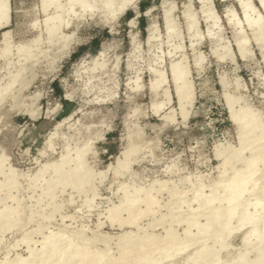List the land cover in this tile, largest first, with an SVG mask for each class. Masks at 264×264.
<instances>
[{"label":"rangeland","instance_id":"1","mask_svg":"<svg viewBox=\"0 0 264 264\" xmlns=\"http://www.w3.org/2000/svg\"><path fill=\"white\" fill-rule=\"evenodd\" d=\"M61 1L67 7L64 2L67 0H59L60 4ZM102 1L92 0L91 4L96 7L91 10H83L78 6H74L72 9L67 7L62 17L68 22V25L61 28L62 36L51 44L47 41L45 21L48 20V17L53 16L55 9L49 6L44 11L41 0H10L9 2L8 24L0 28V162L4 166V169H2L3 166L1 167L2 175L5 176L0 175V211L4 209L3 203L5 202L4 206L7 205V208L9 206V209L15 214L13 213L14 217L10 222L0 219V264H12L16 259L25 257L28 246L37 252L42 237L49 233L52 236L64 233L65 237L70 234L68 238L72 237V240H74L73 236L77 237L75 239L77 244L83 236L82 244L79 243L81 246L86 245L89 250L93 248L91 245L97 246L94 248L97 251L93 249L95 252L92 250L91 252L107 254L109 251L110 254L107 255L110 257L112 255V258L118 257L116 252L119 249L115 246L120 245H116L118 243L116 241L118 239L121 241L123 232L128 233V230L132 229L130 232H135L132 236L136 235V231H139L136 235L138 236V234L142 235V231L145 234L146 230L148 234L151 226L156 225V228L149 234H156L158 238L161 236L159 239H163L162 235L168 226L166 224L170 220L169 215H167L168 217L165 215L163 223L166 224L158 223L156 220L157 216L159 219V214H166L169 211L168 214H176L177 208L181 207L180 211H183L184 215L185 212L193 211V207L199 204L194 200L195 203H192L191 199L196 192L194 190L200 188L198 187L200 183L204 186L201 198L204 195L209 197L213 193L210 191L217 188L218 192L214 190V193L217 192V195L220 194L219 196L222 197L221 184L224 185L227 178L230 179L233 176L234 167L239 168L241 160H249L250 154L258 150L255 147L264 144V42L260 49V45L253 40L252 29L246 23L241 22L235 26L228 22L225 17V8L233 7L238 18L242 17L240 5L236 0H213L220 16L219 26L216 25V27L208 19L207 23L206 17L200 10L201 3L198 0H189L191 11L196 12L193 14L194 17L196 16L195 19L199 18L197 19L198 24L196 23L199 31L198 37L190 36V32L194 34L196 31L192 32L193 28L188 31L185 26L186 20L183 13L181 15V11L184 9L181 0H173L175 5L173 14L177 24L175 20L174 23L176 30H178L177 28L181 30L177 32L182 42L177 39L176 33L171 36L173 39L165 36L162 0H136L135 4L129 5L123 13L115 18H111L108 12L100 10ZM147 10L149 13H145ZM150 24L157 26L159 41L157 37V40L154 39L150 43L145 41ZM197 28L195 29L197 30ZM209 28H212L210 34ZM3 31L9 32L8 44L11 48L8 47L9 51L7 52L4 49V40L1 39ZM237 32H240L248 40L246 48L249 50L247 49L245 58L239 55L238 48H236L235 36ZM33 39H38V41L33 43ZM179 41L183 45L181 50ZM174 42H177L179 48L173 46L176 45ZM27 48L29 49L27 50ZM25 49L26 51H24ZM227 49L230 50V55ZM168 51L173 54L169 56ZM199 55L203 59L199 66H196L195 60ZM181 59L185 61L183 64L188 67V80H191L192 89H194L192 90L191 106L189 107L190 103L187 101L185 105L188 107L184 105L185 110L188 111L185 119L178 111L180 108L169 74L170 63ZM151 69L160 70L163 75L165 73L164 81L159 83L158 88L155 89L156 92L149 89L150 79L154 77ZM220 77L225 80L224 89L219 81ZM166 88L169 93L168 99L163 94ZM244 107L250 108L251 114L254 113L252 117L257 123L259 122L257 135L260 136V139L255 141L253 147H246L238 157L235 154L237 158L234 155L224 171L225 168L222 167L223 170L221 166L218 167L224 158V152L227 151L226 156L227 153L236 152L240 147L238 129L232 122L231 112L241 115V108ZM127 137H131L135 148L129 157L130 162L122 169L118 167L116 158L127 145ZM230 149L236 150L231 151ZM78 151L83 153L82 159L86 162L83 163L85 170L88 174L91 172V175H88V177L91 176L90 179L88 178V184L83 186L85 192H79V190L77 192L74 185L70 186L73 181H69V184H65V186H55L51 189L52 194L48 196L46 192L44 193L46 190L44 188L46 182L53 177L52 167L55 162L57 163L61 155L66 153L73 158ZM217 152L221 153L220 156ZM262 156L264 158V155ZM261 163L260 160L257 165V173L264 168L263 164L260 165ZM44 165H49L46 170H42ZM73 165L70 164L71 167ZM245 165L246 162L243 166L241 165L240 170H245L243 168ZM219 169L221 172L222 170L224 173L226 172L225 177L221 175L222 177L218 178L220 176ZM240 170L234 173L240 172ZM263 173L264 171L261 175ZM9 174L11 175L9 176ZM6 176L8 181L2 184V181L7 180ZM262 177L257 175L259 178L257 180L264 182V174ZM219 179L224 183L221 182L219 187L217 185L214 188L213 182ZM258 181H256L257 184ZM196 183H199L197 187ZM192 186L196 188L191 191ZM134 187L136 190L140 187L141 189L143 187V190L146 187L154 188L152 191L150 190V194L152 197L156 195V200L153 198L155 202L163 197L162 200H158L159 204L153 205L152 209L155 212L151 211L150 214L148 213L149 215L140 216L142 219L138 217L137 224L135 223L139 224V227L135 226L136 229L138 228L137 230L134 225L128 226L125 223L129 215L127 214L128 210H122V216L119 214L123 218H119L120 223L124 222L123 225L120 226L119 221V224L116 221L112 222L113 225L110 224L111 221H108L107 217L110 216L109 211L113 208L112 206L119 204L118 201L120 202L124 190H128L129 195H132L135 191ZM163 187L166 188V191H168L167 187L168 189L169 187L177 188L178 191L180 189L179 194L182 196L183 193L193 206L188 199L186 201L189 203L183 202L182 198L184 197H181V202L187 207L191 205V210H188L186 205L185 207L183 204L178 205L177 201V203L173 202L172 198L168 197L172 191L176 194L177 189H169L172 191L167 194ZM262 187H264V183L258 187V190L260 188L261 191ZM156 188L162 192L157 194L159 189L156 190ZM211 188L213 190H210ZM153 190H156V194ZM247 194H249L248 200L251 198L252 192L249 191ZM173 195L170 194V197ZM252 196H258L255 200L261 197L259 192ZM89 197L92 198V202L87 204L85 198ZM178 197L176 196L173 200L175 201ZM168 199L173 202L172 204L176 203L175 205L178 206L171 204L170 206L171 202L167 203ZM253 199L248 201L252 202ZM217 202L222 204L218 200L215 204ZM160 204H163V207ZM167 204L169 208H167ZM158 205L160 208L157 207L159 212L156 213L155 209ZM180 205L181 207H179ZM200 206L205 207L202 210ZM206 206L203 204L199 205L200 208L195 207L194 209L201 210L202 215L206 212ZM108 207L111 209L109 210ZM144 207L146 205L142 203L138 209L143 210ZM175 207L176 210L172 209ZM138 209L136 212L141 211ZM239 209L242 210V208ZM252 209V206H248V213H252V211H254L252 214L264 213V207L257 213ZM202 211L205 212L202 213ZM181 212L180 214L183 215ZM155 213L157 215H154ZM240 214L238 213L239 216ZM125 215L126 219H124ZM151 215L154 217L152 218ZM238 215L237 217H239ZM148 218L152 222L153 219H156L155 222L162 224L161 227L164 225L163 230L157 223L152 224ZM199 219L200 217L197 218V220ZM236 219L232 221V228L237 225ZM204 221L205 219L202 217L199 220L200 223ZM145 223L148 226L151 223V226L148 228ZM179 223L181 224V222ZM172 224L171 228L177 231L175 232L177 236L184 237L182 229L185 222L183 227L182 224L179 226L176 222ZM236 227L228 237L224 238L225 241L221 240L228 245H225L226 248L223 246L222 251L217 245L218 241L212 238V240L205 238L206 241L199 240L198 243H195L198 244L197 246L193 244L194 249L198 248L201 242H204L206 246L211 244L212 247L213 244H216L214 248L209 247L212 250L207 249L210 250H208L210 253L215 251L216 247L219 248L221 252L218 253L219 256L216 254V259L220 264H229L233 261L232 258L236 260V255L238 260L239 252L247 253L245 255L249 256L246 259L252 261L256 250L251 248V245H248L250 248L247 247L248 241L242 240L249 226L237 227V229ZM191 231L195 233L194 228ZM75 232L76 234H74ZM78 236H80L79 240H77ZM84 236L90 240L86 241L87 238ZM103 239H108V245L104 243L106 241ZM183 239L181 238L180 242H183ZM209 240L211 241L209 242ZM249 241L251 243L252 239ZM87 242L93 243L89 244L91 247ZM183 243L186 245L187 242ZM182 245H178L179 248ZM190 245L185 246L188 253L180 249L186 254L187 259L191 257L192 259H190L193 260L192 255L196 249L192 253L193 249L189 248ZM106 246H109L107 252L105 251ZM193 246L191 245V247ZM33 249L32 251L35 253ZM249 249H254L255 252L253 250L251 252ZM219 250L216 251L219 252ZM182 251H180L182 254L179 253L181 255H178L179 257L174 254L177 259L173 256L175 260L180 261H176L177 264H184L188 261L191 263L187 259L186 262H182L185 259ZM190 251L192 255L189 254ZM213 253H210V256ZM153 256L157 257L158 254L154 253ZM174 259L172 258V262H170V258L168 263L172 264ZM164 262L167 263V259Z\"/></svg>","mask_w":264,"mask_h":264},{"label":"bare ground","instance_id":"2","mask_svg":"<svg viewBox=\"0 0 264 264\" xmlns=\"http://www.w3.org/2000/svg\"><path fill=\"white\" fill-rule=\"evenodd\" d=\"M41 1H42V5H43V8H44V11L47 10V8L49 6H52L55 9V13L53 14V16L52 17H48L47 18L48 20L45 21V23H46L45 31H46V34H47V41L50 44L55 42L56 40H58L60 38V36H62L61 35V28H63V27L68 25V22L62 17L63 13L66 12V8L67 7L72 9L74 6H78V7H80L83 10L84 9L91 10L94 7H96V5L91 4L92 0H67V1H64L65 5L67 7H65L62 4V1H61V4H62L61 5L59 0H41ZM198 1L201 3L200 10L203 13V16L206 17V21H207V19L210 20L212 22V24L215 25V27H216V25L219 24L218 22L220 20V16H219V14H218V12L216 10V7L214 6L213 0H198ZM236 1L240 5L239 7L241 8L240 11L242 13V17L238 18L239 16L237 15L236 11L234 9H232L233 7L231 6L232 8H229V7L225 8L226 9L225 10L226 19L228 20L229 23H231V24H233L235 26L236 25L238 26L241 22L242 23H246V25L249 28H251L252 31H253V34H254V39L253 40L258 45H260V47H261L262 42H264V0H236ZM9 2H10V0H0V28L5 27L8 24L9 9H10ZM116 2H117V0H115V1L114 0H103L101 2V4L102 3L103 4H102V7H101L100 10H102L103 12H108L111 15V18H115L117 15L123 13L127 9V7L129 5L135 4L136 0H118V2L117 3ZM181 2L180 3L183 5L184 9L182 10V7H181V10L183 12L181 10L180 11H181V15L183 13V16H184V18L186 20L185 21V23H186L185 26H187V30L188 31H190L192 28L194 29V30H191L192 32L196 31L194 34H191V32H190V36H197L198 37L199 36V34H198L199 31H198V28L196 27V25L198 24L197 19H199V18L195 19L196 16L194 17L193 14H195L196 12L195 11L194 12L191 11V9H190L191 6H190V3H189L190 2L189 0H181ZM173 3H174L173 0H162V2H161V7L163 8V12H164V15H163L164 16L163 20L165 21L164 22V24H165L164 28H166V30L164 29L165 32H166L165 36L167 35L166 37L169 38L173 34L176 33L177 39H180L181 37L180 38L178 37V32H177L180 29L177 28L178 30H176V27H175V23L177 21L174 19L175 15L173 14V12L175 10V5ZM149 10H147L145 13H149ZM203 19H204V17H203ZM174 20H175V23H174ZM204 21H205V19H204ZM207 23H208V21H207ZM156 25H157V23H156ZM156 25L155 24H150L148 26V34H147V37L145 39V41L147 43H150L154 39L155 40L158 39L157 36H158V33H159L158 31L159 30H158ZM208 25H210V24H208ZM195 28H197V30ZM212 28H214V27L212 26ZM212 28H209V29L211 30ZM209 29H208V31H209ZM185 31H186V28H185ZM210 32H212V30L209 31V34H210ZM179 34H181V33L179 32ZM8 35H9L8 31H3L2 34H1V39L4 40V44L3 45H4V49H5L6 52L9 51L8 50L9 48H11L9 46L10 44H8L9 43L8 42L9 41L8 40ZM159 36H160V34H159ZM156 37H157V39H156ZM235 37H236L235 38V44L237 45L236 48H238V50L237 49L236 50L238 51L239 55L242 58H245L246 54L248 52L247 51L248 48H246V46H247L246 43L248 42V40L246 38H244L241 35L240 32H237ZM191 39H192V37H191ZM159 40L160 39H158V41ZM37 41H38V39H33L32 42L36 43ZM180 41H181V39H180ZM180 41H179V43H180ZM193 42H194V40H193ZM174 43H176V45H173L174 47L175 46H177V47L179 46V45H177V42H174ZM153 44H154V42H153ZM153 44H152V46H154ZM181 44L182 43H180V46H179L180 48L178 47L180 50H181V48H183V45H181ZM191 44H192V42H191ZM190 48H192L191 45H190ZM23 49H21V50L23 51ZM28 49L29 48H27V50ZM171 49H172V44H171ZM228 49H227V51H228ZM260 49H262V47ZM24 51H26V49ZM229 51H228V53H229ZM171 52H173V51H171ZM168 53H169V51H168ZM171 54H173V53H171ZM171 54L169 53V56ZM231 54H232V52H231ZM229 55H230V53H229ZM172 56H174V55H172ZM232 56H234V55H232ZM182 59L180 61L179 60L178 61L174 60L175 62L173 61V62L170 63V66H169L170 67V73L169 74L171 76V81H172L173 88H174V95L177 98V102H178V105H179V108H180V109H178V111L181 112L182 117L185 119L187 117V115H188V111L185 110L186 108H184V105H185L186 101L189 102V103L190 102L192 103V101H191L192 100V90H194V89H192L191 80L190 81L188 80V74H189L188 67L183 64L184 60L182 61ZM202 59H203L202 56L199 55L198 58L195 60V65L199 66V63L202 62ZM232 59L234 60V58H232ZM100 65L103 66V64H100ZM153 69H154V67H153ZM153 69H151L150 71L152 72ZM152 73H153L154 77L150 79V83L148 82L149 83V89L152 92L153 91L156 92L155 89L158 88L159 83L164 81L165 73L163 75V72H161L160 70H156V69L153 70ZM219 79H220L219 81H220V83H221V85H222V87L224 89V87L226 86L225 85L226 84L225 80H224L223 77H220ZM163 94H165L167 96V99L169 98V93H168L167 88L164 90ZM191 103H190V105L189 104H187V105H189V107H190ZM186 107H188V106H186ZM241 109H242L241 115H236L233 112H231L232 113V122L234 124H236L237 129H238V133H239L238 134L239 135L238 139H239L240 147H238L239 149L236 148L237 150L233 149V150H236V152L234 151V152L227 153L228 155H226V156H225V154H226L227 151H225V149H224L225 152L222 151V152L225 153L223 155L224 158H222V156H221L222 161H221V164L218 167H220V166H221V168L222 167L223 168L228 167L227 165H228L229 161L231 159H233L232 157H234L235 154L238 157L246 147L247 148L248 147H250V148L253 147L254 146L253 144L255 143V141L260 139V136L257 135V130L259 129L260 125L258 124L259 122L257 123V121L252 117V115L254 113L251 114V109L247 108V107H244V108H241ZM127 140H128L127 145L125 146V148H123L122 151H120V154L116 158V162H117L118 167L119 168L121 167L122 169L125 168L128 165V163L130 162L129 161V157H130L131 153L134 151V148H135L133 142L131 141V137H127ZM248 142H249V144H248ZM219 147H220V145H219ZM255 148H257L258 150L254 151V152H252V154H250L251 158L248 157L249 160L245 161L243 159L246 162L245 167H243V168H245V170H240L241 165L243 166L244 163H245V162L243 163L242 162L243 160H241L240 161L241 164H240L239 168L237 167V169H236V167L231 166L232 168L234 167V169H235L234 172L238 171V170H240V172L234 173V172L231 171L233 173V176L230 179L227 178L228 180L225 178L227 181H225V179H224V181H225L224 185L221 184L222 180L220 181V179L218 181L216 180V182H213L214 183L213 184L214 188L217 185L219 187L220 186L219 183L223 186V187L221 186V188H223V195L221 193L222 197L219 196L220 194L217 195V192H218L217 189L218 188L214 189V190H217L216 193H214V190L211 188L210 190H213V191H210V192H213V193H211V195L209 197L204 195L203 198H205V200H202L203 198H201V197H202L203 193L201 194V191H203V189H202L204 187V186H202L203 184L201 185V183L200 184L198 183L199 185L202 186L201 187V186H199L196 183V187L198 185V187H200V188H196V187L193 188V186H192L193 189H191V191L194 190L195 188L197 190L196 189L194 190L196 192L194 194L193 199H191V201H192V203L194 201H196L197 204H199V205H203V204L207 205L206 206V212L202 211V213L205 212L204 213L205 216H202L204 214L201 215V210L199 211V209H198V211H197V210L194 209L195 207H198V208L202 207V210H203V207H205V206H200L199 207V205L194 206L193 207V211L185 212L186 216L184 215L183 211H182L183 215L180 214V212H181L180 209L182 208L181 205L179 206V207H181L180 209L177 208L178 211H176V214H172V213L168 214L170 211L168 213H166V214H162V215L159 214V219H158V216H157V220L155 219L158 223L166 224V223H163V220H165L164 217H166L167 215H169V220H170V222L169 223L167 222L168 224H166L168 226H167V228H165L164 235H162L163 239L162 238L159 239L161 236H159V238H158L156 236V234H153V233L149 234L150 232H152L151 230L156 228V225L155 226L153 225L154 227L151 226V223L153 224L155 222V220L153 219V222H152V220H150L151 219V217H150V219L148 218L150 220V222H151L150 226L152 227L151 230L148 229V230H150V232L147 234L146 233L147 230L145 229L146 230L145 234H143L144 231H142L141 228H140V232L142 231L141 232L142 235L138 234V236H136V235H137V233L139 231H136L137 232L136 235L132 236V234H135L134 231H133L134 233L130 232L132 229L130 231L128 230V233L123 232V235L121 236V239H120L121 241H119V239L117 238L118 241H116V242H118V243L115 242L116 245H120V246H115V247H117V249H119L118 250L119 253L116 252L118 257L115 256L116 258H112L113 257L112 255H111V257L107 255V254H110L109 251H108L109 253L107 252V250H109L108 247L110 245L108 247L106 246L107 248H106L105 251L107 252V254L105 252L93 253V252H95L94 250L97 251V249H94L95 247L97 248V246L91 245V246H93V248L89 250V248L86 245H84V246L82 245L81 246L79 244V243H81V240H83L82 239L83 236L81 237V240H79L80 236H78L79 238L77 240H79L80 242L77 244L76 240H75L77 237L73 236V239L75 240V242H73L74 240L71 239L72 237L68 238V237H70L69 236L70 234H68V235L66 234L67 237H65V236H63L64 233L62 235L60 234L59 236H52L49 233V235H46V236L42 237L41 245H40V248L37 249V252L32 247L28 246L27 255L25 257L16 259L14 261V263H12V264H155V263L159 264L158 262H161V261L163 262V264H171L170 262H172V258L174 259V257H176V259H177V256L179 255L180 251H182L181 249H183L184 252H185L187 250V248H186L187 244L188 245L191 244L192 246L194 244L195 246H197L198 244L196 245L195 243H198V241L201 240V239H204V240H205V238L206 239H211V238L215 239V241L219 242V244L217 242V245L220 246L219 248L222 251L223 250V248H222L223 246H225V245L228 246L227 244H225V242H222V241L224 240V238L226 236L228 237V235L231 234V231H233L234 230L233 228H235L236 226L240 227V228H242L243 226H245V227L249 226V228L247 229L245 235H243L242 240L248 241L247 247H249L248 245H251L250 246L251 248H255L256 254H254L253 260L251 259L252 261H250V260H247L248 259L247 257L249 255L248 256L245 255L247 253L239 252L238 253L239 259L237 260V255H236L235 258H236L237 261L234 258H232L233 261L230 259L232 261L230 263H232V264H235V263H237V264H264V213L263 212H261L263 214L257 213L258 210L260 211L261 208L264 207V205H263V202H264V189H262L264 187L261 188V191H260V188L258 190V187L264 182L262 180L258 181L259 178H257V175L259 177L263 178L262 175L264 174L263 173L261 175V173L264 171V168L260 171L261 173L258 172L261 176L257 173V168H258L257 165H258V162L260 160L262 161V163L260 165L262 166V164H263V166H264V158L262 156V155H264V152H263L264 151L263 150L264 149V144L258 145ZM233 150H231V151H233ZM216 151H217V149H216ZM220 152H221V150H220ZM82 154L83 153L81 151H78V152H76V154H75V156L73 158L69 157L67 153L61 155V157L59 158L57 163L55 162L54 167H52L53 168V177L50 178L48 181L46 180L47 181L46 182V187L44 188V190L45 189L46 190L45 191L43 190L44 193L46 192L48 194V196H50L52 194V190L51 189H53L57 185L65 186V184H69V181H71V182L73 181L70 184V186L74 185V187H76L75 189L77 190V192H78V190H79V192L84 190L83 186H86L88 184V181H89L88 178L89 179L91 178V176L88 177V175H91V172H90V174H88L87 171L85 170L86 168H84L85 165H83V163H86V162L83 161ZM220 154H219V156H220ZM236 155H235V157H236ZM257 155H259V157H257ZM260 156H261V159H260ZM239 159H240V157H239ZM1 163L2 162H0V164ZM71 163L74 164L73 167L70 166ZM2 166L3 165L1 164V166H0V171H1L0 175H2V172H3L2 169H4V166L3 167ZM48 166L49 165H44L42 170H46L48 168ZM1 167H2V169H1ZM115 167H117V166H115ZM115 167H113V169ZM232 168H230V169L232 170ZM9 170H11V169H9ZM114 170H116V169H114ZM219 170H220L219 171L220 176L218 174V176H219L218 178L222 177L221 175L226 174V172L224 173V171H226V168H225V170L223 169L224 171L222 170V172H221V169H219ZM258 170H260V169H258ZM11 171H14V170H11ZM116 171H117V173H119L118 170H116ZM120 171H122V170H120ZM8 173H11V172H8ZM5 175H8V174H5ZM10 175L11 174H9V176ZM3 177H5V176H3ZM224 177H225V175H224ZM5 179H7V176H6ZM9 180H10V178H9ZM7 181H8V179L6 181H4V182L2 181L1 183L2 184L5 183V182L7 183ZM256 181H258V184L259 183H261V184L258 185ZM222 183H224V182H222ZM89 184L91 185V182H89ZM160 187H162V185ZM149 188H151V187H148V188L146 187V189L143 190L144 188L142 187V189H141V187H140V189L143 190V191H141L140 189L136 190L135 187H134L135 191L132 193V195H129L130 193L127 192L128 188L127 189L124 188L127 191H125V190L123 191L124 192L123 196H122V198H120L121 200L119 199L120 202L118 201L119 204L118 205L116 204V205L112 206L113 208L112 209L110 208L111 210L108 207V209L110 211L107 209L110 212V214H109L110 216L107 217V218H109L108 221H111L110 224L113 225L112 222H114V221H116L117 223L119 221V223H120L121 221H120L119 218H122V217H120V216H122L121 211L122 210H126V211L128 210L127 214H129V215H128V218H127L125 223L128 224V226L129 225L130 226L134 225L135 230H137L138 228L136 229V227L137 226L139 227V224L136 225L137 224L136 221H137L138 217H140L142 215H149L151 213V211H154L152 209L153 205L155 206V204L156 205L159 204L158 202H160V201H158V200H162V198H163L162 196L159 195L162 198L157 199V202H155V200H156L155 196L156 195L155 196L153 195L154 197H152L151 196L152 194H150V190L152 191V189H154V188H151V189H149ZM163 188H164V192H167V194H168L169 191L177 189V188L173 189V187H171V188L169 187V189H172V190H169L168 187H167L168 191H166V188L165 187H163ZM163 188H161V189L163 190ZM85 189L87 190V188H85ZM158 189L156 188V190H158ZM156 190H153V191H155V194H156ZM159 191H160V189H159ZM159 191L157 192V194L162 192V191H160V192ZM176 191H178V189ZM179 191H181V190L179 189ZM179 191L176 192V194L177 193L179 194ZM249 191H251L252 194H256V193L259 192L261 197H259V199L255 200L258 196L254 197L251 194L250 197L254 198L253 200H255V201L253 202V200H252V202H250L248 200H251V198L247 200V197H249L248 196L249 194H247V192H249ZM83 192H85V191H83ZM141 192H142V194H140ZM172 192L170 194L172 196L173 193H174L173 197H170V194H168L169 195L168 197L172 198L173 202L177 201L178 203L177 202L176 203L178 205L179 204H183L184 205V203L181 202V197H184L183 193H182V196H181V194H179L180 197H178L179 196L178 194L176 195L175 192H173V193ZM182 192L185 193V191H183V190H182ZM246 194H247V196L245 197ZM175 195L178 198L174 201L173 199L176 198ZM174 196H175V198H174ZM52 197H53V195H52ZM52 197H51V199H52ZM48 198L50 199V197H48ZM153 198H155V200ZM184 198H182L183 202L188 199V198H185V200H184ZM169 200L170 199L167 200V203L171 202V200L170 201ZM217 200L219 202H222L223 205L218 203V202H217V204H220V205L215 204ZM85 202L87 204H90L92 202V198H90V197L89 198H85ZM173 202L169 203V205L170 204L171 205H175L176 204V203L172 204ZM186 202H188V201H186ZM189 202H190V200H189ZM202 202H204V203L201 204ZM4 203H3L4 209L0 211V219L10 222V221H12V219L14 217L13 215L15 213H14V211L9 209V206H8V208L6 207L7 205L4 206ZM142 203L146 205V207H144L145 209L141 210L140 209L141 207L138 209V206L140 204H142ZM192 203H191V205H192ZM164 204L166 205L165 202H164ZM162 205H161V207H163ZM169 205L167 204V206H168L167 208H169ZM178 205H175V206H178ZM185 205H184V207H185ZM188 206H189V204H188ZM190 206L187 207V205H186L188 210L190 209ZM248 206H250V207L252 206L253 207L252 210H255V212L257 214H252V213H254V211H252V213H248ZM157 207L160 208L159 205L156 206V208ZM167 208H166V210H167ZM239 208H242V210L239 209ZM136 209L141 210V211L136 212ZM172 209L176 210V207L172 208ZM155 210H156V213L159 212V211H157L158 208L155 209ZM204 210H205V208H204ZM239 210H241V211L239 212ZM126 211H125V214H126ZM156 213L154 215H157ZM173 213H174V210H173ZM198 213H199L200 216L196 215ZM238 213H241L240 216L238 215ZM119 214H121V215L119 216ZM126 215H125L124 219H126ZM152 215H153V212H152ZM237 215L239 217H237ZM106 216H107V214H106ZM160 216H161V218H160ZM195 216L197 218L200 217V219L202 217V219H205V221L203 223H200L199 222L200 219L197 220V218ZM153 217L154 216H152V218ZM203 217H205V218H203ZM235 218H237L236 219V224L237 225L232 228V226H233L232 225V221ZM145 219H147V218H145ZM157 222H155L154 224H156ZM175 222L177 224H178V222H181L182 227H183V223L185 222L184 228L182 229V231H183L182 235H184V237L186 239L183 236L181 238L182 239L184 238L183 240L185 242H187L186 245H184L185 244V243H183L184 241L180 242L182 240H180L181 238L177 236V233H175L177 231L173 230L171 228V225H173L172 223L175 224ZM123 223H120V226H121V224L123 225ZM158 223H157V225H160V228H162V230H163L164 225H163V227H161L162 224H158ZM234 223H235V221H234ZM100 224H102V223H100ZM118 224H117V226H118ZM145 225H146V223H145ZM146 226H148V224ZM150 226H148V228ZM157 227H159V226H157ZM237 227H236V229H237ZM144 228H146V227H144ZM173 228H175V227H173ZM192 228L195 229V233L191 231ZM190 232H192V234H190ZM159 233H158V235H160ZM74 234H76V232ZM77 234H79V233H77ZM79 235H81V234H79ZM84 237L87 238V236H84ZM91 239H93V238H91ZM250 239H252L251 243H249ZM87 240L89 241L90 239L87 238L86 241ZM103 240L106 241V242H104V241L103 242L105 244H107V240L108 239H106V240L103 239ZM211 240H209V242ZM96 241H98V240H96ZM84 242L85 241H83V243ZM119 242H121V243H119ZM90 243L91 242H87L88 246H90L89 245ZM179 243L183 244L180 247L181 249L178 246V245H181ZM85 244H86V242H85ZM91 244H93V243H91ZM78 245H80V246H78ZM191 245H190L189 248L193 249V251L191 250L192 253L194 252L195 249L197 250V252L195 250L196 253L194 252V254H193L194 256L192 255L191 251L189 252V254H191L192 257H193V260H191L192 258L190 256H187L188 258L189 257L191 258V259L190 258L187 259L186 258V254H184V252L182 251L183 254H184V257H185V259L181 257L182 259H184V260H182V262L184 263L187 260H190V262H191V263H189V261H188V262H186L184 264H187V263L188 264H220L218 262V260L216 259V254H217V256H219L218 253L220 254V252H221L219 250V248L216 247V249H215V251L218 249L219 252H217V251L215 252L213 250V252H215V253L210 252V253H213V254H211V256H210V253H209V251L212 250V248H214V245H216V244H213V247H212L211 244H210V246L207 245L208 246L207 247L204 242H201L199 244L198 248L195 247V249H194V246L191 247ZM226 246L224 248H226ZM118 247H120V248H118ZM209 247H212V248H209ZM31 248L35 251V253L32 251ZM207 248H209L210 250L207 249ZM91 250L93 252H91ZM252 250L255 252L254 249H252ZM252 250H250V251L252 252ZM176 251H177L178 254L175 253ZM207 251H208V255L209 256L207 255ZM246 251H248V250H246ZM112 252H114V251H112ZM154 253H157L158 256L157 257L153 256ZM174 254H176L177 256L174 255ZM180 254H182V253H180ZM179 256H181V255H179ZM170 258H171V261L169 260ZM166 259H167V263L164 262V260L166 261ZM168 261H170V262L168 263ZM176 261H178V260L174 259L172 264H177L178 262H180V261H178V262H176ZM234 261H236V262L233 263ZM162 262L160 264H162Z\"/></svg>","mask_w":264,"mask_h":264}]
</instances>
